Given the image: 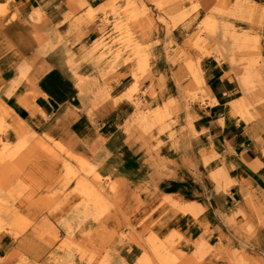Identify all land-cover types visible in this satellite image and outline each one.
I'll use <instances>...</instances> for the list:
<instances>
[{"label":"rangeland","instance_id":"obj_1","mask_svg":"<svg viewBox=\"0 0 264 264\" xmlns=\"http://www.w3.org/2000/svg\"><path fill=\"white\" fill-rule=\"evenodd\" d=\"M147 1L158 11L166 6ZM250 5L217 0L214 13L241 26L254 10L243 11ZM122 14L143 17L131 8ZM203 33L185 45L200 56L183 59L182 73L161 71L174 60L154 42L136 44L132 58L119 51L88 58V66L105 71L84 78L73 72L74 97L60 109L44 112L37 101L20 102L18 87L7 92L0 103V264H119V250L138 245L143 235H163L174 251L139 252L130 264H264V201L230 198V189L242 184L238 171L190 147L197 114L212 106L201 55L232 78L233 106L242 123H251L264 116V41L223 23L207 33L211 40H202ZM64 126L72 136L42 133ZM35 161L48 164L33 169L48 183L28 199L20 177ZM176 185L183 197L193 190L198 198L177 199ZM131 217L134 224H122ZM31 235L36 239L21 247L19 241ZM38 249L35 263L27 253Z\"/></svg>","mask_w":264,"mask_h":264},{"label":"crops","instance_id":"obj_2","mask_svg":"<svg viewBox=\"0 0 264 264\" xmlns=\"http://www.w3.org/2000/svg\"><path fill=\"white\" fill-rule=\"evenodd\" d=\"M190 1L193 0H160V4L166 6L158 11L147 0H0V103L6 99L8 91L18 87L20 92L16 93V99L20 98V102L22 99L23 103L37 101L44 112L54 107L60 109L74 97L73 72L78 71L84 78L89 72L105 71L103 66H88V58L102 60L108 51L113 54L119 51L122 57L132 58L136 44L147 47L159 43L161 55L174 60V65L166 63L161 71L185 72L183 59L200 56L184 49L185 45L195 40L200 30L206 32L200 36L202 40H211L207 33L215 24L233 26L264 41L261 0H248L251 5L245 6L243 11L247 13V9L254 7L255 12L241 26L215 15L217 0ZM126 8L140 11L143 17L136 20L125 17L122 12ZM119 41H126V45L120 47ZM55 48L61 52H56ZM207 56V53L201 55V70L210 88L212 106L197 114V122L190 132L191 150L210 153L224 169L238 171L242 184L230 189V198L252 195L264 201V116L251 123L240 121L238 110L233 106L237 94L234 81ZM75 64H78L77 70L72 69ZM12 103L17 104V101ZM42 133L52 138L72 136V131L65 126L44 129ZM42 167L48 168V164L35 161L30 167L32 171L20 177L29 189L28 199H34L46 189L47 178L40 180L38 173L33 172ZM180 171L177 169L176 174ZM183 192L182 185L179 190L176 185L177 199L198 198L193 190L186 197ZM229 195L225 198L214 195L213 200L227 199ZM220 210L226 211L225 207ZM35 239L32 235L25 236L19 244L26 246ZM27 254L35 263L40 262L39 249Z\"/></svg>","mask_w":264,"mask_h":264},{"label":"bare ground","instance_id":"obj_3","mask_svg":"<svg viewBox=\"0 0 264 264\" xmlns=\"http://www.w3.org/2000/svg\"><path fill=\"white\" fill-rule=\"evenodd\" d=\"M255 9L252 10L251 12L248 13V15L250 17H252V15L254 14ZM230 108H234L233 106ZM236 108V107H235ZM162 189V186H160L157 190ZM155 194H157V192H154ZM131 202L127 205L130 206ZM132 209H133V205H132ZM130 211V210H128ZM127 211V214H128ZM133 217H131V219H125V222L123 221L122 224H128V225H132L134 224ZM121 226L119 225L118 228H120ZM147 237V238H146ZM163 235L160 236H145L143 235L142 237L139 238L140 243L138 242V245H135L133 247H126V248H122L121 250H119V252L116 255V260L119 262V264H130L132 263L138 256L139 252H142V254H144V256H148L149 254H152L154 256H159L162 255L166 252H169L170 250L174 249L171 248V246H167L166 244L163 243ZM178 250V248L176 249ZM185 250L187 252H191L192 250H189L188 248H185ZM174 251V250H172ZM90 264V263H87Z\"/></svg>","mask_w":264,"mask_h":264}]
</instances>
